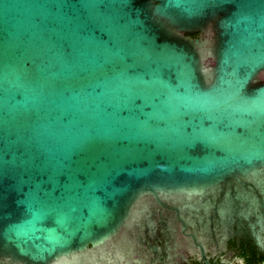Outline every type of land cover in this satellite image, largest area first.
Here are the masks:
<instances>
[{
    "label": "water",
    "instance_id": "water-1",
    "mask_svg": "<svg viewBox=\"0 0 264 264\" xmlns=\"http://www.w3.org/2000/svg\"><path fill=\"white\" fill-rule=\"evenodd\" d=\"M237 230L264 232V0H0L2 264H210Z\"/></svg>",
    "mask_w": 264,
    "mask_h": 264
},
{
    "label": "flooded vegetation",
    "instance_id": "flooded-vegetation-1",
    "mask_svg": "<svg viewBox=\"0 0 264 264\" xmlns=\"http://www.w3.org/2000/svg\"><path fill=\"white\" fill-rule=\"evenodd\" d=\"M191 35L201 36L199 33ZM152 255H147V253L137 255L136 258L140 262L133 264H170V259L168 260L162 255ZM206 256L210 264H264V232L257 238L250 231H238L228 240L225 248L213 249ZM1 258L3 257L0 256V264L4 262ZM171 262L172 264H208L199 253H187L185 257L181 253H177Z\"/></svg>",
    "mask_w": 264,
    "mask_h": 264
}]
</instances>
